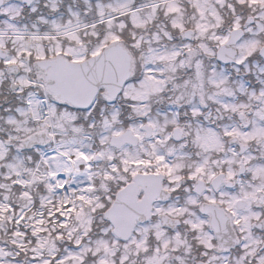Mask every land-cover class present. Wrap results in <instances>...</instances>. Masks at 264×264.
<instances>
[{
  "label": "snow or ice",
  "instance_id": "1",
  "mask_svg": "<svg viewBox=\"0 0 264 264\" xmlns=\"http://www.w3.org/2000/svg\"><path fill=\"white\" fill-rule=\"evenodd\" d=\"M0 264H264V0H0Z\"/></svg>",
  "mask_w": 264,
  "mask_h": 264
}]
</instances>
